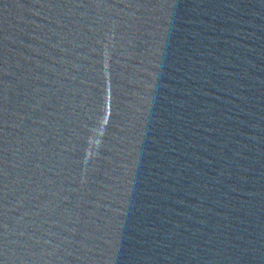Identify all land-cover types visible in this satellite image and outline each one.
Segmentation results:
<instances>
[{"label":"water","instance_id":"water-1","mask_svg":"<svg viewBox=\"0 0 264 264\" xmlns=\"http://www.w3.org/2000/svg\"><path fill=\"white\" fill-rule=\"evenodd\" d=\"M0 264H264V0H0Z\"/></svg>","mask_w":264,"mask_h":264}]
</instances>
